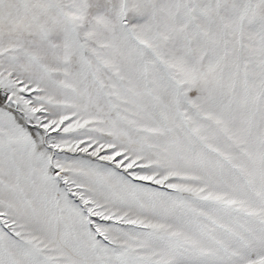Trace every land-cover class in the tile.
Here are the masks:
<instances>
[{
	"label": "snow or ice",
	"instance_id": "6c2138e0",
	"mask_svg": "<svg viewBox=\"0 0 264 264\" xmlns=\"http://www.w3.org/2000/svg\"><path fill=\"white\" fill-rule=\"evenodd\" d=\"M0 264H264V0H0Z\"/></svg>",
	"mask_w": 264,
	"mask_h": 264
}]
</instances>
